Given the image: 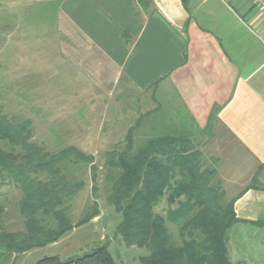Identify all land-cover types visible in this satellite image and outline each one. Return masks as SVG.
<instances>
[{
	"label": "crops",
	"instance_id": "obj_1",
	"mask_svg": "<svg viewBox=\"0 0 264 264\" xmlns=\"http://www.w3.org/2000/svg\"><path fill=\"white\" fill-rule=\"evenodd\" d=\"M16 12L30 34H47L51 19L52 35L38 40V68L9 79L7 114L23 106L35 114L25 118L32 129L125 136L133 112L159 115L156 104L167 99L168 123L206 132L202 153L215 159L238 218L231 244L244 227L264 230V17L249 0H0L1 34L21 28ZM63 81L75 83L68 93Z\"/></svg>",
	"mask_w": 264,
	"mask_h": 264
},
{
	"label": "trees",
	"instance_id": "obj_2",
	"mask_svg": "<svg viewBox=\"0 0 264 264\" xmlns=\"http://www.w3.org/2000/svg\"><path fill=\"white\" fill-rule=\"evenodd\" d=\"M29 119L0 110V184H13L23 229L1 231L8 253L50 244L98 215L97 189L76 216L72 202L85 186L78 171L94 156L74 145L33 140ZM148 112L128 127L123 142L103 153L107 201L120 213L117 232L126 244L148 249L143 264H243L229 255V231L238 222L225 197L216 166L203 161L205 133ZM71 203V204H70ZM3 206L0 205V215ZM35 264H115L105 244L61 260Z\"/></svg>",
	"mask_w": 264,
	"mask_h": 264
},
{
	"label": "rangeland",
	"instance_id": "obj_3",
	"mask_svg": "<svg viewBox=\"0 0 264 264\" xmlns=\"http://www.w3.org/2000/svg\"><path fill=\"white\" fill-rule=\"evenodd\" d=\"M22 14L23 13L16 14V23L20 22L21 28L17 30L14 36L10 34L8 35L7 33H0V110L4 113L7 112L8 107V104L6 103V95L8 91L10 93V90L7 86L9 79L12 78L11 76H15L14 74H19L20 71L24 70V68L28 70H34L35 67L36 69L38 68L39 63L42 62V57H39L40 50L38 49V40H41L44 37L48 41L52 35L49 32L51 26V19L49 18L47 34L27 33V31L33 30L34 28L24 27L27 21H25V19L22 17ZM6 20L7 19L4 18L5 24ZM23 28L27 31H24ZM13 37L17 41H21L22 43L25 42L27 44L24 45V47L21 45L20 48H16L14 50L12 49ZM46 61L47 59L44 57L43 63H46ZM44 78L45 80H49L50 78L53 80V76L50 75ZM58 83H60L59 85H61V88L64 89L65 93H68L70 88L75 84L73 82L66 81ZM135 100L136 99L134 98L126 99V104L123 107L128 111H135V106H133L135 105ZM158 104L160 105L158 106L159 115L164 114L167 116V109L169 108L170 110H173L174 108V105L168 102L167 99L161 100L160 98L156 105ZM143 106L145 108L144 112H146L147 109L153 107L150 101ZM18 107H20V105ZM26 108L29 110L27 106ZM17 111L18 112L9 115L14 116L16 120L24 119L29 116H35V114H30L29 111L28 113L25 111L23 113V106L20 108V110L18 108ZM102 115L105 116V114ZM139 115V113L135 114V112H133L132 119H130V124L134 123ZM37 116L38 115H36V117ZM39 116L40 118L42 117V115ZM48 117L49 116L44 114L42 119L45 121L49 119ZM59 126L61 125H57V127ZM72 132L76 136L75 139H70L71 135H73ZM110 132L111 133H108L106 129H102L100 131H96L94 129H86L84 131H68L62 129L46 131L33 129V140L37 142H39V140L42 141V138L39 136H41L43 133V136H46V134L50 136L47 138L51 139V146H64L63 144L70 142L74 143L76 147L85 153L92 154L94 156L96 166L100 167L96 171V179L95 181L92 180L88 165L78 171L79 175L80 173L83 175L85 186L81 190L80 194L76 196V199L72 202V204L74 210L73 215L77 216L84 206L87 205L86 203L91 200V190L93 186H96L98 215L88 222L68 230L53 243L35 247L24 252L8 253L0 245V264H35L39 259L47 256H57L61 260H66L70 257L85 254L100 244L106 245L107 250L115 264H143L142 257L149 253L148 249L137 246L136 244H126L123 242L121 236L117 232V226L121 221V215L107 201L106 196L108 187H105L103 168H101L103 165V153L109 148L115 146L114 144H108L114 142L117 145L119 143L121 144L124 140V132L120 130H112ZM51 133H54L52 137ZM202 159L206 165L213 164V166H216V161L214 158L204 155ZM19 197L20 192L15 187V185L7 183L0 184V205L3 206V213L0 215V232L10 230L17 231L23 229V219L19 215L16 203ZM243 229L244 231L241 235L235 236L234 234V242H232V244L230 240V235L232 232L231 230L229 231L230 259L234 262H242L243 264H264V230L257 231L254 229V227H244ZM230 244L233 245L232 255ZM234 247H236L237 250ZM237 251H240L242 259H234V255L236 256L238 253Z\"/></svg>",
	"mask_w": 264,
	"mask_h": 264
},
{
	"label": "built area",
	"instance_id": "obj_4",
	"mask_svg": "<svg viewBox=\"0 0 264 264\" xmlns=\"http://www.w3.org/2000/svg\"><path fill=\"white\" fill-rule=\"evenodd\" d=\"M256 11L264 17V0H249Z\"/></svg>",
	"mask_w": 264,
	"mask_h": 264
}]
</instances>
